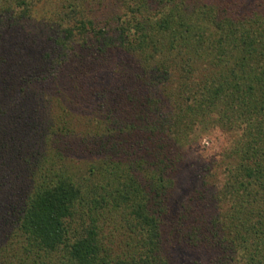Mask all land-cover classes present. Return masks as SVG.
<instances>
[{"label":"trees","instance_id":"1","mask_svg":"<svg viewBox=\"0 0 264 264\" xmlns=\"http://www.w3.org/2000/svg\"><path fill=\"white\" fill-rule=\"evenodd\" d=\"M40 1L0 0V264H264V0Z\"/></svg>","mask_w":264,"mask_h":264},{"label":"rangeland","instance_id":"2","mask_svg":"<svg viewBox=\"0 0 264 264\" xmlns=\"http://www.w3.org/2000/svg\"><path fill=\"white\" fill-rule=\"evenodd\" d=\"M255 1L256 0H249V2L253 4H255ZM63 3V0L40 1L37 4V10L35 12V14H37L36 18L41 16L45 11L52 12L55 10V12H59ZM100 19L103 20V17L99 18V20ZM45 28L47 29L49 27ZM53 34L54 32L51 33L50 31L49 33H44L41 38H36L35 41H24L23 35L18 33L17 36L13 35V39L11 37L9 41L12 42L15 39L22 40L25 46H29L30 49L35 50L48 44L46 40ZM223 145L224 136L219 130H215L200 138L199 142L190 148L186 162L182 165L178 175V186L174 194V200L177 201V204L185 200L194 189L199 188L202 179L204 176H207L208 172L212 174L215 166L220 161ZM213 187L214 186H211V188ZM175 247V253L171 264H208L210 261L208 256L204 255L203 252L187 249L183 245H175Z\"/></svg>","mask_w":264,"mask_h":264}]
</instances>
